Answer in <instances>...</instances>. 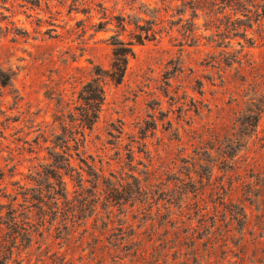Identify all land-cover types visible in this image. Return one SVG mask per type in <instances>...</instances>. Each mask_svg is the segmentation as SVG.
<instances>
[{
    "label": "rangeland",
    "instance_id": "1",
    "mask_svg": "<svg viewBox=\"0 0 264 264\" xmlns=\"http://www.w3.org/2000/svg\"><path fill=\"white\" fill-rule=\"evenodd\" d=\"M0 264H264V0H0Z\"/></svg>",
    "mask_w": 264,
    "mask_h": 264
},
{
    "label": "trees",
    "instance_id": "2",
    "mask_svg": "<svg viewBox=\"0 0 264 264\" xmlns=\"http://www.w3.org/2000/svg\"><path fill=\"white\" fill-rule=\"evenodd\" d=\"M116 54V53H115ZM127 61H128V58L127 56L123 59L119 58L117 60L114 61V63L112 64V73H111V78L112 80H114L116 83H120L125 75V71H126V65H127ZM91 90V94H92V97H85L87 98L86 100H92L93 103H90V101H88V104L89 106L91 107L90 109H95L96 110V113L98 114V111L100 110V105L103 101V87L100 86L99 83H97V81H95V83L93 84L92 88L90 89ZM89 112V110H88ZM87 112V113H88ZM87 116V115H86ZM96 116V119H97V115ZM96 119H94L93 121H89V123L87 122L86 124H94ZM85 121V119L83 120ZM90 127V125H89Z\"/></svg>",
    "mask_w": 264,
    "mask_h": 264
}]
</instances>
